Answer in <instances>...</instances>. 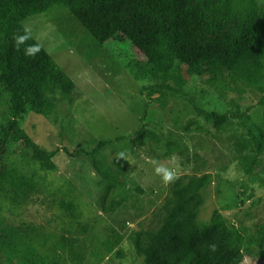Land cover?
Returning a JSON list of instances; mask_svg holds the SVG:
<instances>
[{
	"label": "rangeland",
	"instance_id": "1",
	"mask_svg": "<svg viewBox=\"0 0 264 264\" xmlns=\"http://www.w3.org/2000/svg\"><path fill=\"white\" fill-rule=\"evenodd\" d=\"M185 4L191 14L197 10L193 3ZM23 25L73 79L76 100L67 104L60 99L49 116L32 108L18 114L21 127L43 150H59L55 169L48 170L20 142L2 146L12 108L10 94L0 86V264H144L129 235L140 222L145 229L158 228L163 206L172 198L171 185L161 183L152 162L171 166L175 154L181 159L178 175H193L196 152L204 157L203 172L211 176L198 221L209 222L218 210L239 246H251L258 224L264 223V151L257 155L260 131L264 133V69L240 57L228 64L236 91L220 96L192 78L179 92L171 75L143 68L129 47L113 41L115 25L106 17L87 28L66 8L53 6ZM184 36L197 44L215 39L203 36L194 21ZM164 83L172 88L155 86ZM148 100L145 122L162 132L164 142L180 139L188 151L167 154L164 143L131 144ZM196 107L247 116L237 118L225 133L188 135L171 117L182 124L203 123ZM116 136L125 138L98 148L94 158L64 151H90L100 140ZM94 160L110 178L143 190L141 212L115 192ZM242 264L264 260L246 257Z\"/></svg>",
	"mask_w": 264,
	"mask_h": 264
},
{
	"label": "trees",
	"instance_id": "2",
	"mask_svg": "<svg viewBox=\"0 0 264 264\" xmlns=\"http://www.w3.org/2000/svg\"><path fill=\"white\" fill-rule=\"evenodd\" d=\"M186 2L197 7L193 14ZM53 6L66 8L87 28L101 17L108 18L115 25L113 41L129 47L132 56L142 59L143 68L171 75L179 92L192 78L220 96L236 91L237 80L228 64L240 57L264 69V5L260 0H0V86L10 94L12 108V119L2 133V146L8 149L10 142H20L48 170L55 169L53 158L59 150H43L21 127L18 114L32 108L49 116L60 99L67 104L75 102L76 85L43 46L35 57H28L24 55L25 45L16 49L13 37L24 34L25 19ZM233 20L237 23L230 24ZM191 21L203 36L215 39H206L203 44L187 40L184 32ZM37 42L32 36L27 44ZM155 86L172 88L167 83ZM149 106L148 100L131 144L143 148L164 143L167 154L188 151L182 140L164 142L162 132L149 127L145 122ZM196 112L203 123L182 124L173 116L172 122L188 135L204 130L221 134L235 126L237 118L247 116L240 111L219 113L197 107ZM259 136L257 155L264 151V133L260 131ZM124 138L100 140L90 151H64L69 156L84 153L94 158L98 148ZM204 164V157L196 152L194 174L179 176L171 184L172 198L163 206L158 228L145 229L140 222L138 230L129 235L144 264H242L252 256L264 260V223L258 224L251 246L242 249L218 210L209 222L198 221L206 199L204 190L211 182L210 174L203 172ZM94 165L100 175L110 180L115 192L141 212L138 203L143 190L128 189L123 181L110 178L98 168L95 160ZM227 168V164L221 166L222 171ZM211 244L217 246L215 252L209 249Z\"/></svg>",
	"mask_w": 264,
	"mask_h": 264
},
{
	"label": "clouds",
	"instance_id": "3",
	"mask_svg": "<svg viewBox=\"0 0 264 264\" xmlns=\"http://www.w3.org/2000/svg\"><path fill=\"white\" fill-rule=\"evenodd\" d=\"M29 39H32V32L27 28L24 29L23 35L17 34L13 37L14 44L17 50L20 49L21 45H25L24 55L28 57H35L36 54L41 51L42 45L39 42L29 45L27 44V41ZM170 161L171 166L160 164L155 160L152 162L154 165V174L160 177L161 183L165 186L171 185L175 183L177 179H179L178 171L181 167V159L177 155L173 154L170 157ZM209 249L212 252H215L217 250V246L215 244H211L209 245Z\"/></svg>",
	"mask_w": 264,
	"mask_h": 264
}]
</instances>
